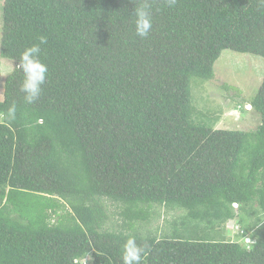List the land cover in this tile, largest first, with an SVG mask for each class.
I'll return each mask as SVG.
<instances>
[{"label": "trees", "instance_id": "16d2710c", "mask_svg": "<svg viewBox=\"0 0 264 264\" xmlns=\"http://www.w3.org/2000/svg\"><path fill=\"white\" fill-rule=\"evenodd\" d=\"M2 33L17 62L45 36L48 73L34 103L18 69L0 98V264H123L128 238L141 264H264V78L256 130L191 102L223 50L264 57V0H5ZM162 207L171 232L150 227Z\"/></svg>", "mask_w": 264, "mask_h": 264}, {"label": "rangeland", "instance_id": "374dc122", "mask_svg": "<svg viewBox=\"0 0 264 264\" xmlns=\"http://www.w3.org/2000/svg\"><path fill=\"white\" fill-rule=\"evenodd\" d=\"M4 2L5 0H0V45L3 36ZM11 65L12 60L0 55V98L3 97L7 76L12 72ZM214 72L215 76L210 80L192 78L191 102L195 111L194 119L199 120L206 115L213 119L212 125L215 128L256 130L260 117L248 100L257 93L263 81L264 57L225 49L214 64ZM223 84H228L229 89H225ZM160 209L162 212L160 219L150 227L152 230H157L160 226L163 232L164 230L171 232L170 222L182 214V211H170L167 215L169 221L165 225L166 210L163 207ZM237 232H239L238 225H234L233 221L228 222L224 231L226 236L234 239L236 235L238 236ZM245 241L253 242L248 237Z\"/></svg>", "mask_w": 264, "mask_h": 264}, {"label": "clouds", "instance_id": "9594fccd", "mask_svg": "<svg viewBox=\"0 0 264 264\" xmlns=\"http://www.w3.org/2000/svg\"><path fill=\"white\" fill-rule=\"evenodd\" d=\"M168 6L175 5L176 0H167ZM133 15L135 17V33L141 38L149 36L153 26V18L150 7L147 3L141 4L136 7ZM39 44H32L26 47L19 55L18 62L12 61L11 70H19L22 73L23 80L20 86V91L24 94L23 99L26 103L32 104L42 94L47 73L48 66L41 60V47L40 45L47 42L45 36L39 37ZM16 114V104L13 102L8 110L7 116L14 118ZM143 249L138 246L135 238H128L123 251V264H141ZM82 264H87L84 260Z\"/></svg>", "mask_w": 264, "mask_h": 264}]
</instances>
